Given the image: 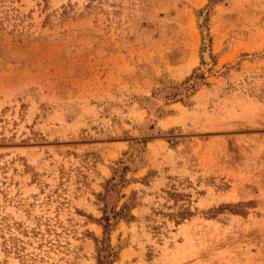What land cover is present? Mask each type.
<instances>
[{"label": "rangeland", "instance_id": "rangeland-1", "mask_svg": "<svg viewBox=\"0 0 264 264\" xmlns=\"http://www.w3.org/2000/svg\"><path fill=\"white\" fill-rule=\"evenodd\" d=\"M104 211L110 264H264V0H0V264Z\"/></svg>", "mask_w": 264, "mask_h": 264}, {"label": "trees", "instance_id": "trees-1", "mask_svg": "<svg viewBox=\"0 0 264 264\" xmlns=\"http://www.w3.org/2000/svg\"><path fill=\"white\" fill-rule=\"evenodd\" d=\"M201 79V78H199ZM196 83H193V85L190 86V88H192L193 86H195ZM125 208H123L124 210ZM124 211H121L120 213H112L107 214L106 211L103 212L104 217L101 220V223L103 224V230H104V240L101 242V246L102 248L98 251V263L97 264H110L111 260L115 258L114 253L112 251V249L110 248L109 241H108V232L109 229L111 228L109 225V221L110 218L112 216V218L114 219H124L125 215L123 214Z\"/></svg>", "mask_w": 264, "mask_h": 264}, {"label": "bare ground", "instance_id": "bare-ground-1", "mask_svg": "<svg viewBox=\"0 0 264 264\" xmlns=\"http://www.w3.org/2000/svg\"><path fill=\"white\" fill-rule=\"evenodd\" d=\"M195 149V148H194ZM191 151H194L193 149L191 150ZM197 152V151H196ZM194 153V152H193ZM31 157H32V155H31Z\"/></svg>", "mask_w": 264, "mask_h": 264}]
</instances>
